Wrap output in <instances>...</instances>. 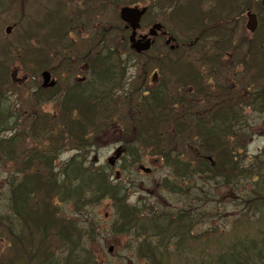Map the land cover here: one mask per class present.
Wrapping results in <instances>:
<instances>
[{"label":"trees","instance_id":"1","mask_svg":"<svg viewBox=\"0 0 264 264\" xmlns=\"http://www.w3.org/2000/svg\"><path fill=\"white\" fill-rule=\"evenodd\" d=\"M159 1H169L166 5L171 7L173 13H180L184 25L187 23L184 28L197 32L194 37L197 42L188 49L191 53L195 50V54L185 64L182 63L184 55H177L178 58H174V62L167 66L174 71L173 76L177 78L174 80L175 84L182 89L189 86L190 100L185 104V90L178 98L163 95L162 91L143 92L138 104L128 105L125 112L130 129L126 126L123 146L126 149L125 158L132 167L141 164L146 154L160 159L172 173V181H163V186L170 192L181 191L180 187L185 181V198L191 199L185 204V211L180 209L181 212L173 220L167 213L144 211L140 203L130 205L122 182L111 181L103 169H91L82 158V152L93 146L90 143L92 135L97 136L116 125L112 116L116 109L111 106L115 99L111 100L110 96L116 84L115 79L120 76L116 71L120 65L118 57L109 51L91 60L93 79L72 86L67 98L61 101L60 123L49 121L48 118H51L46 113L33 118L35 122L30 124L33 131L36 128L51 133L55 137L54 141L60 143L67 137L68 142L74 143L77 151V156L62 167L61 189L54 182L47 181L45 176V181L40 180L38 183L41 187H46L50 182L49 192L54 196H61L63 202L73 201L77 211L88 204L109 200L114 209L111 235L132 236L137 246L134 249L136 257L144 264H264V153L247 157L245 148L240 145L239 140L236 141L247 135V127L243 122L247 105H251L254 111L264 113V85L258 82L260 74L252 75L255 84H252L250 97L247 96V85L243 82L244 90H238L236 101L229 89L216 87L201 73L206 67L211 71L209 78H216V73L212 70L220 67L218 61L226 50L245 49V57L242 56L239 59L241 62L237 60V63L247 65L248 69H262L263 64L258 62V57H264L263 43L254 42L253 46L245 43L241 49V46L233 48L234 46H230L229 33L222 32V25H218L219 10H226V7L230 8V5L240 0H211L213 3L208 0ZM249 1L252 0H244L241 4L247 7ZM205 2L221 8L216 9L213 15L210 11L201 13L200 7ZM203 13L211 21H206ZM216 34L227 38L220 42L211 40L209 36ZM205 44H209L208 49ZM194 46L198 48L194 49ZM24 51L26 52L25 49ZM33 51L31 54H34ZM5 56L9 55L5 52ZM250 56H254L251 65ZM48 62L45 55V63ZM6 70L7 64L0 59V94L4 86L9 87ZM261 77H264V73ZM37 89L34 102L42 99V89ZM69 93L72 99L68 98ZM217 96L221 98L218 99ZM10 115L9 106L0 97V155L3 159H9L13 155L11 144L15 138L1 137L2 132L10 130L13 122ZM239 133L243 135H238ZM48 146H51L50 143ZM32 163L48 165L46 154L32 152L29 161L23 164L31 169ZM44 170L47 173L46 167ZM33 175L31 173L28 179L11 184L9 207L17 219L23 221V214L33 211L37 193L40 194ZM207 185L213 189H227L230 195L237 192L236 200L241 211L227 236L218 235L213 228L204 232L195 230L198 218L194 207L219 203L216 195L206 189ZM46 194H49L47 190ZM35 212L37 214L38 210ZM10 213L9 216L6 213L7 217H4L7 222L9 219V223ZM44 227H36L39 228L41 240L47 237ZM89 227L88 234L84 235L76 225L62 226L60 234L56 236L65 247L62 259L58 260L49 253H33L32 246L29 245L27 257H21L17 264H97L96 258L83 247L93 235V228ZM245 232H249V235ZM173 243L172 249L169 246Z\"/></svg>","mask_w":264,"mask_h":264},{"label":"rangeland","instance_id":"2","mask_svg":"<svg viewBox=\"0 0 264 264\" xmlns=\"http://www.w3.org/2000/svg\"><path fill=\"white\" fill-rule=\"evenodd\" d=\"M242 1L244 0H240L238 3L236 1L237 7H244V4H241ZM3 2V7H0V59L7 64L9 87L7 85L2 88L0 97L9 106L13 122L11 121L10 130L2 132L1 137L9 138L11 136L15 140L11 144L12 157L3 159L0 155V264L6 262L17 264L21 257H27L29 245L32 246L33 253H49L58 260L62 259L65 247L56 236L60 234L63 225H76L84 235L88 234L89 226H92L91 233L93 235L87 239L83 247L96 258L97 264H144L136 257L134 249L137 246L132 236L116 237L111 235L114 209L109 200H103L98 204H88L80 207V211H77L73 201L63 202L59 196H54L49 192V185L46 187L39 185L38 182L44 180L43 176L46 178L49 176L43 167L32 165L31 169L24 171L23 163L32 152L46 153L52 146L51 148L56 152L53 160L54 170L61 180L62 167L77 156L74 143L68 142L67 137L64 138V142L58 143L54 141L55 137L51 133L36 128L33 131L30 128V124L33 125L35 122L33 118L38 114L43 115L42 113H46L51 119L54 117L52 120L48 118L49 121L60 123L61 111L56 102L39 104L33 101L35 99L34 91L41 83L38 73L40 70L48 71L59 80L57 93L59 96L75 83L79 84L78 82L88 79L86 67L91 68V60L94 57L101 56L107 51L118 57L120 68L116 71L120 76L115 79L116 84L112 96H110L111 100L115 99V103L112 102L111 106L116 109L115 114L112 115L116 125L111 130L100 132L97 136L96 134L92 135L90 143L93 146L82 152V158L91 169H103L111 181L122 182V185L126 187L124 191L126 200L130 205L140 203L144 211H151L155 214L167 213L174 220L175 215L181 212L180 209L185 211V204L191 199L185 198L183 184L180 187L181 191L175 193L163 186V181H172V173L160 159L146 154L141 164L134 167L129 164L125 158L126 149L123 146L126 126L130 129L125 112L128 105L138 104L140 98L143 97V92L149 89L152 92L157 90L156 81L152 80L154 69L159 71L161 79H167L169 93L174 97H179V94L185 89L175 84L174 71L167 66L174 62V58H178L177 55L183 54L185 58V55L190 57L195 54V50L191 53L187 47H190V40L192 42L197 32L184 28L187 23L185 22V25L181 23L180 13H173L171 7L166 5L169 1L161 3L159 0H88V3L118 4L120 7L133 4L147 6L148 13L141 21V28L146 31L152 23L158 22L175 39L176 44L184 45L178 53L170 55H166L167 48L156 46L146 54L135 57L125 49L124 44L120 41L123 35L121 30L123 24L120 22L117 12L120 7H89L87 9L82 6L87 2H81V0H9V2L3 0ZM211 3L213 2L211 1ZM211 3L205 2L201 5V13L210 10L213 15L214 9L211 8L214 5ZM217 7L219 6L217 5ZM249 7L253 14L261 13V10H264V0L256 2L252 0ZM245 15L244 8L236 9L235 21L222 28L225 33H233V41L230 46H234L233 48L241 46V49L243 44L252 45L258 40L263 42L261 45L264 48V39H254L255 36L252 37L246 31ZM261 26L262 29L258 35L264 36V19H262ZM7 27H12L8 35L5 33ZM217 36L219 34L209 37L216 42L221 41L216 38ZM205 47L208 49L209 44H205ZM196 48L198 47L194 46V49ZM29 51H33L34 54H30ZM5 52L9 55L8 57L5 56ZM245 52L244 49L242 51L226 50L223 53L222 58L218 61L220 67L212 70L216 73V78L211 81L216 87L229 89L231 93L237 95L238 90L241 92L244 90L243 82L246 81L245 84L248 88L255 84L254 79L251 78L255 74H260L258 82L264 85V77H261L264 73V57H258V62L263 64L262 69H248L247 65L241 66V63H237V60L240 61L239 59ZM45 55L48 57V63H45ZM253 57H249L250 65L253 63ZM182 63L185 64V59ZM210 72L206 67L201 70L206 78ZM55 98L59 100V97ZM51 114H54L53 117ZM244 117L243 122L247 127V135L239 133L238 135H243V138L240 137L236 141L239 140L240 145L245 148L247 157L264 153V113L254 111L253 108L245 109ZM49 143L51 146H48ZM116 150H119L120 155L110 167L107 161L115 155ZM139 167L149 169V172L145 173L139 170ZM22 169L24 172L21 171ZM24 173L34 174L36 185L38 184L40 188L37 201L45 202L44 206L47 212L40 213L32 221L35 227L45 226L47 237L44 240H41L38 235V229L35 233V227L31 230V234L24 230L18 233L17 229L12 233L8 228V224L11 226L9 219L8 222L4 220V217H7L6 213L9 216L11 212L8 200L11 177H18ZM206 187L216 195L219 203L194 207L198 218L195 230L204 232L213 228V231L218 235L227 236L232 231L233 222L241 211L238 200H236L237 192L230 195L227 193V189L222 190L220 187L213 189L209 185ZM54 204L57 207L56 211L53 210ZM51 209L53 213H50L49 216L48 212ZM57 211H59L60 220L49 219ZM29 214L32 217V214H35L34 209ZM30 227L31 225L28 224V229ZM245 234L249 235V232H245ZM172 245L174 243L169 247L173 249ZM184 261L185 258L182 263Z\"/></svg>","mask_w":264,"mask_h":264},{"label":"flooded vegetation","instance_id":"3","mask_svg":"<svg viewBox=\"0 0 264 264\" xmlns=\"http://www.w3.org/2000/svg\"><path fill=\"white\" fill-rule=\"evenodd\" d=\"M83 1H85L87 3L86 4H82V6L86 7L87 9L89 7H120L118 4H93V3H88V0H83ZM83 1L81 0V2H83ZM103 1H105V0H103ZM7 2H9V0H7ZM7 2H6V6H7ZM3 5H4L3 0H0V7H3ZM135 6H138V5L133 4V5H130L129 7H135ZM122 7H124V6H122ZM218 8H221V7H214V9H218ZM239 8H244L245 9V14L248 11H250V9H251V7H237L236 4L230 5V8L226 7V10H223V11H221V9H220L219 12H218V15H220L221 12H222V15L219 18L220 21H219L218 25L219 26L223 25V23L224 24L233 23L235 21V19H236V16H234V13L236 12V9H239ZM119 9L120 8L117 9V12L119 11ZM258 14H255L256 17H257V21H258V29L256 31L257 34L255 33L254 35H252V37H254L256 35L257 37H255L254 39H256V38L257 39H260V38L264 39V36L258 35L259 31L262 29L261 24H262V19H264V10L263 11L261 10V13L258 12ZM214 20H216V19H213V21ZM222 20H224V21H222ZM259 22H260V24H259ZM153 24L154 23H152L148 27V29L146 31L140 27L139 30L137 31L136 35H135V39L138 40L141 36L146 35L148 30H149V28ZM122 32H123V35L121 36L122 38H121L120 41H122V43L124 44L125 49H128L130 51L131 55L134 53L135 57H140L141 55H144L145 53L137 54V53H135V52H133L131 50V44L128 43V37H129V34H130L131 31H130L129 28H126V26L124 24H123V27H122ZM170 38H173V37L171 35H169V33L166 32L165 29L163 28V30L158 31L157 35L155 37H153V42H152L151 49H153L156 46H160L161 48L164 47L165 49L167 48L166 50H168V51H166V55H170L172 52L175 51V50L174 51L170 50V47L172 45H175V46H177V49H180L181 46L179 44H176V41H175L174 38H173L174 39V43L172 41H171L170 44L166 43V41L168 39H170ZM183 46L184 45H182V47ZM86 70H87V75H89V77H88V79H89L90 78V74H92L93 71L89 67H86ZM42 72H43V70H41L38 74L40 75ZM153 72L154 73H153L152 80H153V82L156 81V84H157L156 86L161 89L162 87H164L162 85L164 83V79L160 78V73H159L158 70H155ZM51 78L55 81V84H56L55 85V89L53 91L54 95H52V98H51L52 100L49 98L48 94L45 93V92L50 93L51 92L50 90L43 89L40 92V94L43 97V99L47 101L46 103H52V102L61 103V101L63 99L67 98V93L64 91V93L62 95L59 94V96H58L57 93H58V87H59V84H58L59 80L57 78H55L52 74H51ZM86 80H87V78H86ZM12 81H14V80L12 79ZM16 81H18V80H16ZM35 91H38V89H36ZM56 96L59 97V100H56V98H55ZM188 100H189V88L185 87V104L187 103ZM68 101H70V100H68ZM54 157H55V155L52 153L51 156H50V167L53 168V169H55L54 166H53L54 165L53 164ZM25 168H26V166H25ZM21 171L24 172L23 169ZM50 178L54 179L55 181L58 179V175H57V172L55 170H54V172L51 173ZM20 180H24V175L23 174L21 176H18V177H11V184L14 183V181L19 182ZM184 186H185V181H184ZM11 208H12V206H11ZM56 208L57 207H55V204H54L53 210L56 211ZM50 213H53V212H49V216H50ZM10 214H11L10 215V223H11L10 227L11 228H9V229H11L12 233H14L15 229H17L16 231L18 233H21L24 229L28 228V223H29L28 220L30 218L29 212H26L25 214H23V218H25V221H23V219L22 220L17 219V217H16V215H15V213H14V211L12 209H11V213ZM32 216H35V214H32ZM52 218H54V219L59 221L60 220L59 211L54 213V216L50 217L49 219H52ZM53 222H54V220H53ZM15 226H16V228H15ZM44 229H45V227H44Z\"/></svg>","mask_w":264,"mask_h":264},{"label":"water","instance_id":"4","mask_svg":"<svg viewBox=\"0 0 264 264\" xmlns=\"http://www.w3.org/2000/svg\"><path fill=\"white\" fill-rule=\"evenodd\" d=\"M146 8H138V7H123L120 10L119 16L120 19L127 24V27L131 29V35L129 37V42L131 43V49H133L137 53L146 52L150 49L152 41L148 38L155 37L157 35V31L162 29L161 24H154L148 31V35L141 36L139 40H135L136 30L140 27L139 22L142 16L146 13ZM246 28L251 33L255 32L257 28V20L255 15L248 13L247 14V23ZM11 28L8 27L6 29V33L9 34ZM170 40L167 41V44ZM42 78V86L43 87H53L55 85L54 81L50 80V74L48 72H43L41 74ZM114 158L109 159V163L112 165ZM147 171V170H146ZM111 251V249H110Z\"/></svg>","mask_w":264,"mask_h":264}]
</instances>
